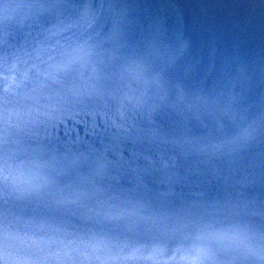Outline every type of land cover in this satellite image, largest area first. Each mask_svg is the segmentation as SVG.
<instances>
[{
  "label": "water",
  "instance_id": "1",
  "mask_svg": "<svg viewBox=\"0 0 264 264\" xmlns=\"http://www.w3.org/2000/svg\"><path fill=\"white\" fill-rule=\"evenodd\" d=\"M0 264H264V0H0Z\"/></svg>",
  "mask_w": 264,
  "mask_h": 264
}]
</instances>
